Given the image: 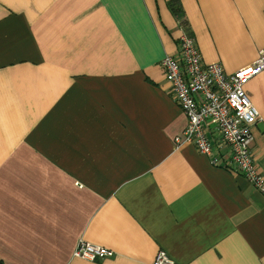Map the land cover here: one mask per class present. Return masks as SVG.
I'll return each instance as SVG.
<instances>
[{
    "label": "crops",
    "instance_id": "1",
    "mask_svg": "<svg viewBox=\"0 0 264 264\" xmlns=\"http://www.w3.org/2000/svg\"><path fill=\"white\" fill-rule=\"evenodd\" d=\"M171 1L0 0V264H264V194L177 143L161 66L182 24L206 63H253L264 0ZM246 90L264 175V71ZM82 239L115 254L74 258Z\"/></svg>",
    "mask_w": 264,
    "mask_h": 264
},
{
    "label": "built area",
    "instance_id": "2",
    "mask_svg": "<svg viewBox=\"0 0 264 264\" xmlns=\"http://www.w3.org/2000/svg\"><path fill=\"white\" fill-rule=\"evenodd\" d=\"M175 55H166L161 66L170 85L172 98L188 118L177 143H192L208 156L211 163L244 176L264 194V175L259 171L251 150L252 128L261 118L260 111L247 95L246 85L264 71V52L251 64L227 73L219 62L206 63L196 38L187 26ZM227 150L224 160L221 152ZM152 264H178L165 250H159ZM102 245L80 240L74 258L97 261L113 257Z\"/></svg>",
    "mask_w": 264,
    "mask_h": 264
},
{
    "label": "trees",
    "instance_id": "3",
    "mask_svg": "<svg viewBox=\"0 0 264 264\" xmlns=\"http://www.w3.org/2000/svg\"><path fill=\"white\" fill-rule=\"evenodd\" d=\"M170 6H171V9L173 10V12L175 13V15L178 18L181 19V18H183L185 16V11L183 10V7H182V5H181L179 0H172L170 2Z\"/></svg>",
    "mask_w": 264,
    "mask_h": 264
}]
</instances>
